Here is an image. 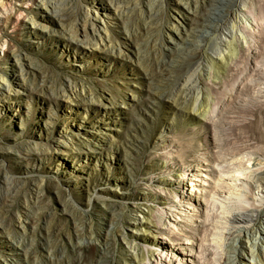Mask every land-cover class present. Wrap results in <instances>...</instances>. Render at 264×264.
Masks as SVG:
<instances>
[{
	"label": "rangeland",
	"instance_id": "374dc122",
	"mask_svg": "<svg viewBox=\"0 0 264 264\" xmlns=\"http://www.w3.org/2000/svg\"><path fill=\"white\" fill-rule=\"evenodd\" d=\"M0 1V264H223L221 168L264 162V0H236L201 59L174 27L227 0H132L123 21L116 0H46L62 21Z\"/></svg>",
	"mask_w": 264,
	"mask_h": 264
},
{
	"label": "bare ground",
	"instance_id": "6f19581e",
	"mask_svg": "<svg viewBox=\"0 0 264 264\" xmlns=\"http://www.w3.org/2000/svg\"><path fill=\"white\" fill-rule=\"evenodd\" d=\"M25 1H26V4H24L23 7L26 8L27 10L23 12L24 14L22 15L24 16L29 17L31 13L33 15L34 9H39V10H42V14L48 13L47 16H49V14L53 12L54 14L57 15V18H59L60 21L67 18L66 17L67 15L58 13L54 9V7H52L53 5L48 3L46 0H17V2H25ZM235 1L236 0L226 1L228 8L224 10V14L221 16L220 19H217V20L215 19L216 22L213 21L214 20L213 18L215 16L212 17V15H209V14L197 13L195 12V10H193L194 21H196V26L195 28L192 29V31L190 29H187V30L185 29V31L182 33L180 28L174 27L177 33L181 35L179 37H181L183 42L187 46L193 47L192 49L193 51L191 52L193 53L192 56L195 59H201L203 57V48L208 43V40L216 39L217 46H219L220 48L219 49L220 56L223 55V53H225V50L222 49V45L229 44L228 37H229V34H231V31L229 32L228 29L222 26L227 25L228 19L231 16L236 15L238 17V13L234 11V8H233ZM131 2H134V1L116 0V5H114L115 7L113 8V16H115L114 18H116L114 20L123 21V16H122L124 14L123 9L128 4H131ZM0 4L2 5V3ZM177 4L182 5V3L179 1H177ZM186 5L188 6L189 9L191 8L189 7V4H186ZM3 8H4L2 9L3 13L2 12L0 13L1 20L4 18V14L8 15L9 13V12H6L7 9H5L4 5H3ZM208 11L209 10H207V12ZM36 14L38 15V11H36ZM5 18L7 17L5 16ZM30 20L34 21L32 16L30 17ZM26 21L28 22L27 19ZM101 22H104V21L102 20ZM32 23L35 24V22H32ZM4 25H6V23ZM95 25L94 23L92 24L91 22L89 24L83 25L84 27H83L82 32H84L85 34H88L89 32L88 29L90 30V28H92L93 30H95ZM111 25L112 23H108L107 25L105 23L103 29H100V31H103V32L105 31V33H107V31H110V27H112ZM96 32H94V34ZM95 41H94V46L98 45V42L96 43ZM181 44L182 43L178 39L170 36L169 40H167V49L169 50V52L170 51L172 52L180 51L181 49L179 50V48ZM9 86H10L9 84L6 85V84L0 83V92L3 90L7 91V88L9 89ZM196 114L197 116H201V117L204 116V114L201 112L200 113L196 112ZM63 147L67 149L68 145H63ZM245 161L248 162L247 166L243 165ZM221 170L225 171L226 174H228V177L224 175L221 177L223 181L222 183H218V185L221 188H218L215 191H217L219 196L223 197L226 200L225 210L227 213H229L228 216H225L226 217L225 219L227 221H225V227L223 230L224 237L226 240L225 241L226 248H227L226 254L224 256L223 264H260L261 260L259 259L260 258L259 253L260 252L261 254L264 253V216L261 218L262 220L258 227H254L251 222L256 221L257 220L256 218L260 216L259 214L261 213V211L262 212L264 211V162L262 161L259 154L253 152L247 157L243 156L242 158H238L237 160L234 161V163H230L225 168L224 167L223 169L221 168ZM202 177L207 178L206 176H202ZM225 180L230 181V183L226 182ZM253 181L256 184L255 185L256 189L253 191V193H248V191L244 189L249 188ZM189 185L194 186L195 184L190 183ZM202 185H205V184L202 182ZM224 187H226L227 189L226 190L222 189ZM250 200H252L253 202ZM256 201L260 202V204H256ZM212 202H214L213 204H215V206L218 207V205H216L217 202H215V200ZM234 207H236L237 209L234 210L233 209ZM189 263L193 264L192 261H189Z\"/></svg>",
	"mask_w": 264,
	"mask_h": 264
}]
</instances>
